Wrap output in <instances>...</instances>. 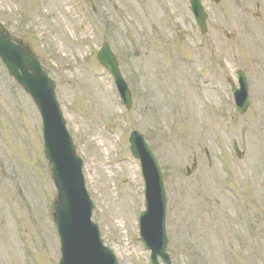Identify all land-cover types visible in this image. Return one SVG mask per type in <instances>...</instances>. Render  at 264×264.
<instances>
[{
	"label": "rangeland",
	"instance_id": "1",
	"mask_svg": "<svg viewBox=\"0 0 264 264\" xmlns=\"http://www.w3.org/2000/svg\"><path fill=\"white\" fill-rule=\"evenodd\" d=\"M202 4L204 34L187 0H0V23L55 82L92 219L118 264H149L134 212L144 187L132 131L164 175L172 264H264V0ZM104 40L130 110L96 60ZM237 71L248 82L242 115L230 88ZM55 195L39 114L0 61V264H57Z\"/></svg>",
	"mask_w": 264,
	"mask_h": 264
},
{
	"label": "water",
	"instance_id": "2",
	"mask_svg": "<svg viewBox=\"0 0 264 264\" xmlns=\"http://www.w3.org/2000/svg\"><path fill=\"white\" fill-rule=\"evenodd\" d=\"M200 31H206V14L200 0H188ZM218 3L220 0H212ZM0 58L9 74L32 97L43 121L44 155L48 161L57 189L54 220L61 241L60 264H115L110 252L101 246L96 226L89 221L91 203L83 189L80 176L81 162L74 155V147L64 129V121L56 103L54 82L48 79L39 62L20 43H12L10 35L0 25ZM99 63L111 74L127 108L131 96L118 70L114 55L107 43L97 55ZM239 89L233 88L239 113L249 105L246 79L238 73ZM131 151L140 159L145 180L144 207L140 224L142 242L151 251L152 264L160 257L171 264L166 251L164 232L165 195L162 177L151 151L138 133L130 137Z\"/></svg>",
	"mask_w": 264,
	"mask_h": 264
}]
</instances>
